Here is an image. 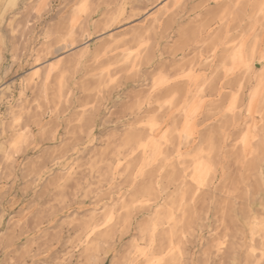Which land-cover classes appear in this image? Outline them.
Returning <instances> with one entry per match:
<instances>
[{
    "label": "rangeland",
    "instance_id": "rangeland-1",
    "mask_svg": "<svg viewBox=\"0 0 264 264\" xmlns=\"http://www.w3.org/2000/svg\"><path fill=\"white\" fill-rule=\"evenodd\" d=\"M263 21L0 0V264H264Z\"/></svg>",
    "mask_w": 264,
    "mask_h": 264
},
{
    "label": "bare ground",
    "instance_id": "bare-ground-1",
    "mask_svg": "<svg viewBox=\"0 0 264 264\" xmlns=\"http://www.w3.org/2000/svg\"><path fill=\"white\" fill-rule=\"evenodd\" d=\"M139 1H142V0H139ZM147 1V0H146ZM152 1V0H151ZM132 2V1H131ZM135 2H137V1H135ZM184 2V1H183ZM229 2V1H228ZM141 3H143V2H141ZM146 3V2H145ZM151 3V2H150ZM144 4V3H143ZM231 4V3H230ZM104 5V4H103ZM126 4H124V6H125ZM146 5V4H145ZM152 5V4H151ZM102 6V5H101ZM120 6V5H119ZM133 6H134V4H133ZM138 6H140V5H138ZM84 7V6H83ZM136 7V6H135ZM124 8V7H123ZM145 8V7H144ZM177 8V7H176ZM106 9V8H105ZM139 9V8H138ZM96 10V9H95ZM124 10V9H123ZM121 11V10H120ZM133 11H135V9L133 10ZM165 11V10H164ZM182 11V10H181ZM173 14H174V12H173ZM119 15V14H118ZM139 15V14H138ZM163 15V14H162ZM120 16V15H119ZM124 16V15H123ZM109 18H111V17H109ZM169 18H171V17H169ZM180 18H182V17H180ZM113 19V18H112ZM118 19H120L119 17H118ZM158 19H160V18H158ZM167 19V18H166ZM165 19V20H166ZM193 19V18H192ZM197 19V18H196ZM173 20V19H172ZM123 21V20H122ZM174 21V20H173ZM178 21V20H177ZM165 22V21H164ZM175 22V21H174ZM264 22V21H263ZM116 23H118V22H116ZM166 23V22H165ZM262 24V23H261ZM264 24V23H263ZM165 25V24H164ZM96 26V25H95ZM237 26V25H236ZM235 26V27H236ZM166 27H168V26H166ZM254 27V26H253ZM264 27V26H263ZM163 28L165 29V26H163ZM189 28V27H188ZM238 28V26L236 27V29ZM243 29V28H242ZM246 29V28H245ZM188 30V29H187ZM200 30V29H199ZM232 30V29H231ZM230 30V31H231ZM234 30V29H233ZM162 31H163V29H162ZM187 32V31H186ZM218 32V31H217ZM162 33V32H161ZM183 33V32H182ZM185 33V32H184ZM160 34V33H159ZM186 34V33H185ZM222 35V34H221ZM70 36V35H69ZM160 37V36H159ZM164 37V36H163ZM233 37H236V36H233ZM233 37H231L232 38V40H233ZM239 37V36H238ZM184 38V37H183ZM223 38V37H222ZM73 40V39H72ZM230 41V40H229ZM207 42V41H206ZM138 43V42H137ZM186 43V42H185ZM215 44V43H214ZM226 44H227V42H226ZM130 45H133V44H130ZM225 45V44H224ZM126 46V45H125ZM139 46V45H138ZM195 48V47H194ZM223 48V47H222ZM232 48V47H231ZM146 49V48H145ZM201 49V48H200ZM181 50V49H180ZM234 50V49H233ZM233 50H231V51H233ZM237 50V49H236ZM182 51H183V49H182ZM192 51V50H191ZM252 51V50H251ZM189 52V51H188ZM173 53V52H172ZM183 53V52H182ZM251 53V52H250ZM185 54V53H184ZM173 57H174V55H173ZM178 57V56H177ZM183 57V56H182ZM146 59H147V57H146ZM176 60V59H175ZM174 60V61H175ZM180 60V59H179ZM144 61H145V59H144ZM142 62V61H141ZM147 62H148V60H147ZM197 62V61H196ZM251 62V61H250ZM185 64V63H184ZM201 64V63H200ZM207 64V63H206ZM144 65V64H143ZM195 65H196V63H195ZM176 66V65H175ZM184 66V65H183ZM182 65H181V67H183ZM203 66V65H202ZM153 67V66H152ZM186 67V66H185ZM208 67V66H207ZM234 67V66H233ZM188 68V67H187ZM202 68V67H201ZM232 68V67H231ZM184 69V68H183ZM234 69H235V67H234ZM233 69V70H234ZM163 70V69H162ZM176 70H178V68L177 69H175V73H176ZM179 70H180V68H179ZM193 70V69H192ZM236 71V70H235ZM155 72V71H154ZM181 72V71H180ZM154 74V73H153ZM168 74V73H167ZM237 74V73H236ZM178 75V74H177ZM148 76V75H147ZM166 76V75H165ZM139 78H140V76H139ZM170 78V77H169ZM183 78V77H182ZM138 80V79H137ZM139 80H141V79H139ZM164 79H162V81H163ZM176 80V79H175ZM129 81V80H128ZM170 80L168 79V82H169ZM142 82V81H141ZM164 83V82H163ZM178 83V82H177ZM142 84V83H141ZM166 84H167V82H166ZM43 85V84H42ZM156 85V84H155ZM172 85V84H171ZM180 85H181V83H180ZM185 84H184V82H183V86H184ZM166 86V85H165ZM164 87V86H163ZM182 87V86H181ZM180 87V88H181ZM221 87V86H220ZM155 88V87H154ZM167 88V87H166ZM174 88H175V86H174ZM216 88V87H215ZM159 89V88H158ZM161 89V88H160ZM168 90H170V89H168ZM181 90H183V89H181ZM188 90H189V88H188ZM157 91V90H156ZM187 91V90H186ZM220 91V90H219ZM163 91H161V93H162ZM179 92V91H178ZM160 92H159V94H161ZM168 93V92H167ZM153 94V93H152ZM171 94V93H170ZM155 95V94H154ZM167 96H168V94H167ZM147 98H148V96H146ZM155 97V96H154ZM157 98H158V96H157ZM161 98V97H160ZM150 99V98H149ZM177 99V98H176ZM152 100V99H151ZM147 101V100H146ZM159 101V100H158ZM164 101V100H163ZM182 103V102H181ZM185 103H186V101H185ZM189 103V102H188ZM154 104V103H153ZM156 104V103H155ZM156 106H158L157 104H156ZM163 106H165V105H163ZM170 106V105H169ZM183 106H184V104H183ZM146 107H149L148 105L146 106ZM152 107V106H151ZM154 107V106H153ZM141 109V108H140ZM145 109H147V108H145ZM146 111V110H145ZM163 111V110H162ZM156 112V111H155ZM157 112H160V111H157ZM157 112H156V114H157ZM150 113V112H149ZM153 113V112H152ZM164 113V112H163ZM158 114H161V113H158ZM33 115V114H32ZM9 116V115H8ZM160 116H162V115H160ZM169 116H170V114H169ZM185 116H186V114H185ZM90 117V116H89ZM161 118V117H160ZM169 118V117H168ZM167 118V119H168ZM185 118V117H184ZM157 119V118H156ZM154 120V119H153ZM27 121V120H26ZM40 121V120H39ZM172 122V121H171ZM90 123V122H89ZM186 123H187V121H186ZM39 124V123H38ZM7 125V124H6ZM35 125V124H34ZM187 126V125H186ZM13 127V126H12ZM15 128V127H14ZM5 129V128H4ZM18 129V128H17ZM25 131V130H24ZM14 132V131H13ZM17 132V131H16ZM130 132V131H129ZM153 132V131H152ZM4 133H6V132H4ZM27 133V132H26ZM1 134H3V132L1 133ZM131 134V133H130ZM134 134V133H133ZM13 135V134H12ZM18 135H19V133H18ZM135 135H136V133H135ZM15 137H17V136H15ZM18 138H19V136H18ZM18 138H16V139H18ZM27 138V137H26ZM136 138H138V137H136ZM9 139V138H8ZM139 139V138H138ZM7 140V139H6ZM13 140V139H12ZM75 140V139H74ZM17 141V140H16ZM21 141V140H20ZM73 141V140H72ZM77 141H78V139H77ZM3 144V143H2ZM5 144V143H4ZM13 145V144H12ZM15 146V145H14ZM13 147V146H12ZM243 148V147H242ZM244 149V148H243ZM153 220V219H152ZM107 223V222H106ZM93 228V227H92ZM108 228V227H107ZM154 228V227H153ZM89 229V228H88ZM94 229V228H93ZM109 229H110V226H109ZM168 230V229H167ZM165 231V230H164ZM91 232V231H90ZM148 232V231H147ZM150 234V233H149ZM155 235V234H154ZM153 235V236H154ZM103 236V235H102ZM159 236V235H158ZM151 237V236H150ZM156 237V236H155ZM153 238V237H152ZM165 238V237H164ZM171 241V240H170ZM146 242V241H145ZM157 243H158V241H156ZM166 243V242H165ZM167 244V243H166ZM253 244V243H252ZM172 246V245H171ZM250 246V245H249ZM148 247V246H147ZM161 248V247H160ZM163 248V247H162ZM160 253V252H159ZM154 254V253H153ZM172 254V253H171ZM150 257V256H149ZM152 259V258H151ZM155 259V258H154ZM147 260V259H146ZM170 260V259H169ZM151 264V263H150Z\"/></svg>",
    "mask_w": 264,
    "mask_h": 264
}]
</instances>
